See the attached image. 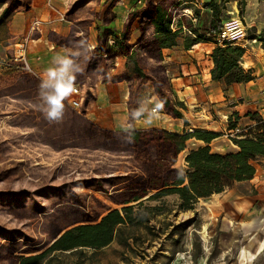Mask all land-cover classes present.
I'll return each mask as SVG.
<instances>
[{
  "label": "trees",
  "instance_id": "obj_1",
  "mask_svg": "<svg viewBox=\"0 0 264 264\" xmlns=\"http://www.w3.org/2000/svg\"><path fill=\"white\" fill-rule=\"evenodd\" d=\"M118 1L111 0L98 16L103 27L97 30L90 58L82 61L84 71L77 75L76 83L84 89L85 98H94L92 89L97 82L126 81L129 117L130 111L138 106L141 87L150 84L153 95L164 102L163 113L185 122L184 104L175 95L162 53L163 48L175 44L182 27L193 34L184 44L187 49L197 42L214 43L210 53L211 79L223 80L229 85L254 78L253 69L243 64L244 48L218 45L215 41L222 23L220 10L228 0L203 3V8L211 12L205 24L195 9L193 13L198 18L195 24L177 13L183 1L192 0H144L142 6L127 13L116 35L108 25L116 18L112 8ZM240 1L242 9L244 0ZM0 4L4 5L0 20L30 8V0H0ZM74 6L66 12L67 20L71 21L69 33H47V39L57 47L74 49L80 40L88 39V27L79 28L83 21L74 22L71 17ZM134 25L140 34L132 41ZM36 37L38 34L32 36ZM250 37L261 41L264 47L260 36ZM109 38H114L113 46ZM116 56L129 60L130 73H112ZM39 83L40 77L26 71L7 70L0 74V120L7 117L8 129L2 130L8 137L0 138V163L6 161L0 164V180L3 174H14L18 179L26 175L24 157L1 158L11 146L97 152L103 158L90 159L86 168L61 172L62 180L58 183L49 181L50 184H41L34 190L0 189L1 214L18 222L13 226L0 222V264H82L87 259L91 260L87 264H93L98 251L119 238L123 226L143 224L150 229L149 219L163 213V197L176 194L179 209H192L198 199L250 180L255 173V163L264 159V116L258 112H247L249 123L230 138L237 147L235 151H213L209 143L218 136L215 131L195 128L193 132L178 133L155 127L141 129L135 122V140L126 143L125 134L120 130L100 127L88 119L85 106L75 111L65 102L63 120L49 122L39 108ZM230 116L227 127L233 129L240 116L237 112ZM190 138L202 141L203 145L190 150L179 168L177 158ZM41 197H45L48 204L41 202ZM151 201L159 204L148 206ZM112 205L120 208H112ZM139 210L142 214H138ZM28 221L39 223L37 235L26 228ZM85 250H89V254Z\"/></svg>",
  "mask_w": 264,
  "mask_h": 264
},
{
  "label": "rangeland",
  "instance_id": "obj_2",
  "mask_svg": "<svg viewBox=\"0 0 264 264\" xmlns=\"http://www.w3.org/2000/svg\"><path fill=\"white\" fill-rule=\"evenodd\" d=\"M107 1L108 0H96L94 2V0H92L91 3H88L87 0L86 2H78L71 13V17L74 18L73 21H83L81 26L78 27L81 29L88 27L87 32L90 27L97 31L98 28L103 27L98 20V16L105 10ZM255 1L253 2V8L257 9L255 20L260 19L264 21V0ZM240 2V0H233L231 4L229 2L235 14L232 15L228 10V13L222 16V19L225 21L237 15L247 27V34L249 36L252 34L264 39V32L256 33L254 27L246 25L244 21V9L246 4L244 3L243 9H241L239 6ZM189 3L180 4L177 13L182 14L184 9L190 6ZM203 3L204 2L200 3L201 7H203ZM120 4L119 1L116 3V5ZM3 6L4 5L0 4V13ZM193 9L197 10V16L200 18L202 24H205L209 20L205 11L201 13L199 8L192 7V10ZM228 9H230V7H228ZM66 12L67 10H65V14ZM11 16L12 14L0 20V74L7 70H12L14 72L18 70L23 71L12 62L11 54L15 40L17 38H22L27 33L29 21L27 22V27L25 26L21 31L11 33ZM86 22H89L90 25L87 26ZM32 44L31 42L30 45ZM261 47L262 43L259 40L254 43H249L245 48L246 56L251 54L253 48L254 52H258ZM246 56L245 60L247 59ZM261 56H264V54L259 53L260 61L257 59L256 61H259L260 65H264V59H262ZM242 61L244 62L243 58ZM28 63L34 75H36L35 69H33L34 67L30 62ZM257 65L259 67V64ZM147 97L146 93H143L142 96L140 94L139 100L146 99ZM227 98L228 97L224 96L223 102L225 103L220 106V110L212 108V103L207 104L209 107L207 108L206 106L204 111H202L203 107H201V105H196L195 108L191 109L192 113L194 109L202 111V114L210 113L211 117L209 121L212 125L211 127H213L212 129L216 130L215 132H217L219 136L217 143L220 144L218 147L223 148V152L234 150L233 146H231L233 142L227 136V124L228 117L236 111H231V103L226 100ZM246 99V97H238L235 99L237 104L240 103L244 105L241 107L242 109H240L242 115H240L237 123V126L240 128H244L248 124L246 123L248 119L243 115L246 109H248L247 106L249 104ZM82 106L91 107L92 100L84 98ZM230 117L233 121V117ZM6 120L7 117L0 120V138L3 139L8 137L5 133H2V130H8L5 124ZM198 121L201 120L198 118ZM166 123L167 122H165V124ZM204 129L210 130L208 128ZM182 155L183 152L179 154L176 161V166L179 168H182L183 164ZM6 156L24 157L27 162V169H25V177L20 179L14 174H3V178L0 180V189L3 190H34L41 184L46 185L51 182L58 183L62 180L61 172H71L75 168H86L87 163L91 162L90 159L103 158L102 155L97 152L83 153L82 151L76 150L54 151L46 147L38 148L29 145L21 148L11 146L1 155V158ZM80 157L84 158L81 159ZM5 163L6 161L0 164L3 165ZM36 176L38 179L34 178ZM244 193L246 195H253L257 193V191L252 187H248L243 189L242 194ZM162 200L164 202L163 213L156 214L149 219L147 224L151 227L150 229H147L143 224L123 226L119 238L116 237L109 245L100 249L93 258V264H264L261 251L256 252L254 250H249L248 247L245 246L247 235L241 233L244 231L243 229L247 227L241 224H235V221H237L236 216L231 212L232 207L227 203L225 209V212L227 211V218H222L223 211L221 214L216 213L214 210L216 205L211 203L204 204L200 199L194 203L192 209L187 210L178 208L179 199L176 194L167 195L163 197ZM40 201L48 204L45 197H41ZM156 204L159 203H157V201H151L147 205L153 206ZM217 206L220 207V210L221 205ZM112 208H120V206L112 205ZM142 212V210H139L138 214H142ZM146 215L150 216L148 212H146ZM0 222L12 226L18 223L12 221L11 218L3 216L1 212ZM182 222H186V224L182 225ZM25 224L31 234H38L39 223L37 221H28ZM86 252L89 254L90 251L87 250ZM88 261L91 260L87 259L86 263L84 262L82 264H87Z\"/></svg>",
  "mask_w": 264,
  "mask_h": 264
},
{
  "label": "crops",
  "instance_id": "obj_3",
  "mask_svg": "<svg viewBox=\"0 0 264 264\" xmlns=\"http://www.w3.org/2000/svg\"><path fill=\"white\" fill-rule=\"evenodd\" d=\"M82 1L86 2L87 0H81V2ZM91 1L88 0V3H91ZM95 1L96 0H94V2ZM110 1L111 0H108L106 3L108 4ZM207 1L209 0H199V4L190 2V6L186 8L192 10V7H197L200 9L201 13L205 11L206 16L210 19V10L200 5V3ZM211 1L215 3L220 2V0ZM254 1L255 0H245L244 21L247 26L254 27L256 33L264 32V21L260 19L255 20L257 9L253 8ZM78 2L80 3V0H53L54 6L64 13L65 10H68L74 4L77 5ZM229 2L231 4L233 0H228L225 3V7L220 10L221 21H224L222 16H225L228 10L232 15L235 14ZM182 3H184V1ZM142 5L143 4L135 5V0H123V4L113 6L112 10L116 14V18L108 25L109 28L112 29L116 35H119L127 13L134 7ZM228 7H230L231 10L228 9ZM32 15L44 20L55 16L54 12L48 8L46 0H30V8L28 10L12 14L10 18L11 33L21 31L25 26L27 27V22ZM207 22H209V20ZM70 25L71 21L67 20V18L65 22L56 21L54 24L44 27L42 33L38 34V37L33 38V44L30 45L28 50V62L34 67L33 69H35V74L38 77L41 78L45 70L52 66L53 57L58 53L63 54L65 50V48L57 47L49 41L47 39V33L49 31H55L62 35H67L70 30ZM96 32L97 31L92 27L88 29V39L92 41L94 45L96 44ZM139 34L138 27L134 25L131 32V40L134 41ZM191 38V35L185 30H182L178 33L173 46L162 49L164 57L163 62L167 70H169V76L176 97L179 100L185 98L186 106L185 109L182 110L185 122L182 119L171 118L161 113L159 115L160 118L158 120L155 119L151 125L145 124L143 119H141L135 122V126L141 129L153 127L163 128L178 133L185 132L188 126L202 129L208 128L211 131H216L211 127L212 125L209 121L211 117L210 113L202 114V111L206 109V106L207 108L209 107L207 105L209 103H212V108L220 110V106L225 103L223 102L224 96L228 97L226 100L231 103V111H236L239 116L242 115L240 109H242L241 107L244 105L236 103L235 99L238 97H246V101L249 102L247 106L248 109H246L243 114L245 118L248 119V117L245 116L247 112H258L260 115L264 116V65H260L259 63V53L264 54V49H262L264 47H261L258 52H254L253 48L250 55L246 56L244 53L243 56L244 65L253 69L254 78L248 82L227 85L223 80L211 79L210 71L213 67V63L210 53L213 45L211 43L205 45L207 50L206 53L199 50H190L189 48L187 49L184 44L187 39ZM245 56L247 57L246 60ZM261 58L264 59V56H261ZM256 59L259 61H256ZM119 63L120 67L112 71V73L115 74L123 71L128 73L131 72V66L126 57H121ZM257 64H259V67ZM190 84H196L195 89L190 88ZM92 90L94 94L92 106L85 107V116L100 127L120 130V125L128 117L126 107V99L128 96L127 82H97ZM143 93H146L148 96L146 100H150L153 97L157 98L153 95V88L150 84H144L141 87V96ZM196 105H201V107H203L202 111L194 109L192 113L191 109L195 108ZM198 118L201 121H198ZM165 122L167 123L165 124ZM246 123H249V119ZM218 138L219 136L214 138L209 145L213 151L223 152V148L218 147L220 146V144L217 143ZM202 145V141L190 138L186 143V148L182 151V161L184 162V157L190 150ZM231 146L234 148L232 151L237 149L236 145L233 143ZM248 187L254 188L257 193L253 195L242 194L243 189ZM200 201L204 204L211 203L216 205L214 210L219 214L223 211L222 218H227V211L225 212L226 205L228 204L231 206V212L235 214L237 219L235 224H241L247 227L243 229L244 231L241 233L247 235L245 246L248 247L249 250H254L256 252L261 251L262 259H264V159L255 163V173L250 180L235 183L232 187L220 193L212 194L208 198L200 199ZM217 205H221L220 210V207Z\"/></svg>",
  "mask_w": 264,
  "mask_h": 264
},
{
  "label": "clouds",
  "instance_id": "obj_4",
  "mask_svg": "<svg viewBox=\"0 0 264 264\" xmlns=\"http://www.w3.org/2000/svg\"><path fill=\"white\" fill-rule=\"evenodd\" d=\"M94 47L95 45L80 40L74 49H65L63 54L55 55L52 66L41 76L38 85L39 108L49 122L59 123L63 120L66 101L77 107L69 98L77 93L76 78L84 71L82 61L90 58ZM163 107L164 102L155 97L138 101V106L130 111L129 117L120 125V131L125 134L124 141L134 142V122L143 119L145 124L151 125L159 118Z\"/></svg>",
  "mask_w": 264,
  "mask_h": 264
},
{
  "label": "built area",
  "instance_id": "obj_5",
  "mask_svg": "<svg viewBox=\"0 0 264 264\" xmlns=\"http://www.w3.org/2000/svg\"><path fill=\"white\" fill-rule=\"evenodd\" d=\"M121 4H123V0H119ZM144 0H135V5H140L143 4ZM191 3L199 4V0H192ZM46 4L48 8L54 12L55 16L53 18H48L46 20L37 17L35 15H32L29 18L28 22V29L27 33L22 37V38H17L14 42V46L12 49V56L11 60L12 62L20 69L29 73H33L32 69L29 66L28 63V50L30 47V43L34 41L32 36L34 34H40L42 33L44 27L50 26L54 24L56 21L57 22H65L66 21V16L64 12L59 11L53 4V0H46ZM186 16L191 23L195 24L198 21L197 16L193 13V10H190L188 8H185L182 14ZM175 17L173 18V22L175 21ZM183 30H185L189 35L193 36L192 32L189 31L187 28L182 27ZM252 35V34H251ZM88 43L93 44L92 41L89 39L86 40ZM215 41L217 42L218 45H224V44H229V45H235V46H240L242 48H246V46L249 43H254L257 41L256 38H252L247 34V27L245 26L244 22L242 21L241 18H239L237 15L235 17H232L228 20L222 21L221 27L216 35ZM109 44L111 46L114 45V38H109ZM206 42H197L195 44H192L189 49L190 50H199L203 52H207L205 45ZM214 46V43H211ZM123 58V56H116L114 57L112 61V69L111 71L117 70L120 66L119 59ZM167 74H169V70H166ZM196 84H190V88H194ZM192 86V87H191ZM77 87V93L73 94L69 100L77 105V107H73L72 103H69L66 101V104L71 107L75 111H80L82 107V102L83 99L85 98L86 94L84 92V89L76 83ZM178 99V98H177ZM179 100V99H178ZM184 104V109H185V98L179 100ZM183 109V110H184ZM204 111V110H203ZM163 113L161 110L159 115ZM165 114V113H163ZM195 128L193 126H188L186 128V131L188 132H193ZM241 131V128L236 126L233 129H228V134L227 136L229 138L235 137L239 132Z\"/></svg>",
  "mask_w": 264,
  "mask_h": 264
}]
</instances>
